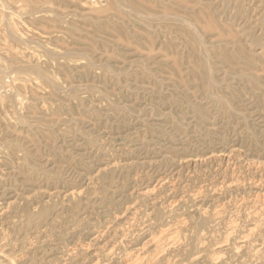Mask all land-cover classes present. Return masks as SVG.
<instances>
[{
    "label": "rangeland",
    "instance_id": "374dc122",
    "mask_svg": "<svg viewBox=\"0 0 264 264\" xmlns=\"http://www.w3.org/2000/svg\"><path fill=\"white\" fill-rule=\"evenodd\" d=\"M114 1L0 0V264H264V0Z\"/></svg>",
    "mask_w": 264,
    "mask_h": 264
},
{
    "label": "bare ground",
    "instance_id": "6f19581e",
    "mask_svg": "<svg viewBox=\"0 0 264 264\" xmlns=\"http://www.w3.org/2000/svg\"><path fill=\"white\" fill-rule=\"evenodd\" d=\"M192 1H193V0H192ZM199 1H200V0H199ZM208 1H209V0H208ZM214 1H217V0H214ZM214 1H213V3H214ZM94 2H95V1H94ZM210 2H211V1H210ZM97 3H98V2H96V4H97ZM165 3H166V2H165ZM165 3H164V4H165ZM217 3H218V2H217ZM164 4H163V5H164ZM169 4H170V3H169ZM214 4H215V3H214ZM93 5H94V4H93ZM114 5H115V7H116V6H119V7L122 8V9H124V8L127 6V5H125L124 3H121L120 0H115V1L111 4V6H114ZM165 5H166V4H165ZM165 5H164V6H165ZM170 5H171V4H170ZM205 5H206V4H205ZM212 5H213V4H212ZM216 5H217V4H216ZM167 6H168V4H167ZM208 6H211V4L209 3ZM214 6H215V5H214ZM169 7H170V6H169ZM171 7H172V6H171ZM189 8H191V7H189ZM212 8H213V7H212ZM126 9H127V10H126ZM126 9H125V10L128 11V8H127V7H126ZM166 9H167V8H166ZM182 9H184V8H182ZM187 9H188V8H187ZM221 9H222V8H221ZM225 9H226V8H225ZM184 10H186V8H185ZM184 10H183V12H184ZM131 11H132V10H131ZM131 11H129V12L132 14L133 12H131ZM165 11H166V10H165ZM190 11H193V10H190ZM206 11H207V9H206ZM225 11H226V10H225ZM185 12H187V11H185ZM195 12H196V10H195ZM195 12H193V13L195 14ZM187 13H189V12H187ZM190 13H191V12H190ZM228 13H229V12H228ZM184 14H185V13H184ZM184 14H183V15H184ZM205 14H207V12H205ZM165 15H166V17H167V14H165ZM176 15L178 16V14H176ZM189 15H190V14H189ZM195 15H196V14H195ZM197 15H199V14H197ZM200 15H201V14H200ZM179 16H180V15H179ZM191 16H192V15H191ZM207 16H208V15H207ZM212 16L215 17L216 15L213 14ZM164 17H165V16H164ZM182 17H184V16H181L179 19H181ZM186 17H189V16L187 15V16H185V18H186ZM193 17H194V15H193ZM193 17H192V18H193ZM198 17H199V16H198ZM157 18L160 19L159 17H157ZM157 18H155V19L157 20ZM169 18L171 19V21L173 20V19H172V15L169 16ZM192 18H189V19L192 20ZM194 18H196V16H195ZM225 18H226V17H225ZM228 18H230V17H228ZM228 18H227V20H228ZM175 19H178V18H175ZM186 19H187V18H186ZM160 20H162V18H161ZM163 20H164V19H163ZM163 20H162V22H163ZM181 20L184 21V18H182ZM187 20H188V19H187ZM168 21H169V19H168ZM175 21H177V20H175ZM183 21H182V22L180 21L179 24L182 23L183 25H185L186 23H183ZM193 21H194V20H193ZM156 22H157V21H156ZM159 22H160V21H159ZM169 22H170V21H169ZM177 22H178V21H177ZM185 22H186V21H185ZM187 22H188V21H187ZM189 22H190V20H189ZM194 22H195V21H194ZM194 22L191 21V25H193L192 23H194ZM189 24H190V23H189ZM186 25H187V24H186ZM244 25H245V24H244ZM161 26H162V25H161ZM179 26H180V25H179ZM182 27H183V26H182ZM195 27H196V26H195ZM238 27H239V26H238ZM242 29H244V28H242ZM194 30H195V29H194V25H193V27L188 26V31H189V33H190V35H191V37H192V40L197 44L198 49H199L198 52H200L199 64H200V67H201V69H202V74H203V77H204V79H205L206 86H207V84L211 86L212 83H216V82H212V79H213V78L211 77L212 72L210 71L209 65H208V63H207V60H208V59L205 60V57H207V56L205 55V48H204L205 45L203 46V43H201V42H202V38L200 39V37L197 35L198 32H196L197 34H195V31L198 30V29H196L195 31H194ZM240 31H241V30H240ZM243 31H244V33H245V30H242V32H243ZM246 31H247V30H246ZM244 33H243V34H244ZM199 35H200V34H199ZM245 35H246V34H245ZM248 35H249V34H248ZM248 35H247V36H248ZM243 37H244V36H243ZM248 37H249V36H248ZM248 37H246V39H247ZM244 38H245V37H244ZM234 40H235V39H234ZM253 40H256V39H253ZM257 40H258V43H259V39H257ZM257 40H256V41H257ZM222 41H223V40H222ZM229 41H230V40H229ZM245 41H246V40H245ZM247 41H248V40H247ZM256 41H254V42H256ZM219 42H220V41H219ZM232 42H234V41L232 40ZM237 42H238V41H237ZM251 43H253V41H252ZM251 43H250V44H251ZM219 44H220V43H219ZM235 44H236V43H235ZM254 44H255V43H254ZM220 45H221V44H220ZM218 46H219V45H218ZM206 47H207V46H206ZM237 47H238V46H237ZM235 48H236V47H235ZM263 48H264V47H263ZM207 49H208V48H207ZM241 49H242V48H241ZM241 49H240V50H241ZM209 50H210V49H209ZM233 50H234V49H233ZM238 50H239V49H238ZM234 51H236V50H234ZM242 51H243V50H242ZM262 51H263V50H262ZM239 52H240V51H239ZM231 53H232V51H231ZM233 53H234V52H233ZM237 53H238V52H237ZM237 53H236V54H237ZM240 53H241V52H240ZM240 53L237 54V55H240ZM212 54H213V53H212ZM227 54H228V53H227ZM229 54H230V52H229ZM229 54H228L227 56H225V59H224V57H223V61H224V60H227V61H228V60H231V63H232L233 60L236 61L237 59H239V57L236 58V57L231 56V54H230V55H229ZM241 54L243 55V52H242ZM244 54H245V53H244ZM213 55H214V54H213ZM224 55H225V54H224ZM232 55H234V54H232ZM237 55H235V56H237ZM245 56H246V54L243 56V59L245 58ZM212 57H213V56H212ZM240 57H242V56H240ZM221 58H222V55H221ZM221 58H220V61H222ZM248 58H249V57H248ZM252 58H253V57H252ZM261 58H262V57H261ZM209 59H210V58H209ZM245 59H246V58H245ZM250 59H251V58H250ZM263 59H264V58H263ZM210 60H211V59H210ZM240 60H242V59H240ZM240 60H239V62H240ZM261 60H262V59H261ZM253 61H255V59H254ZM256 61H257V59H256ZM258 61H260V59H259ZM258 61H257L256 63H259ZM263 61H264V60H263ZM245 62H246V61L244 60V63H245ZM247 62H248V61H247ZM247 62H246V64H247ZM235 63L237 64V61H236ZM242 63H243V62H242ZM248 63L250 64V63H252V62H248ZM256 63H254V65H256V67H258V65H257ZM260 63H261V61H260ZM236 64H235V65H236ZM239 64H240V63H239ZM261 64H262V63H261ZM263 64H264V62H263ZM224 65H226V64H224ZM227 65H228V64H227ZM222 66H223V64H222ZM229 66H230V65H229ZM231 66H232V68H231V67H230V68H231L232 71H234L233 69H234L235 67H236V69L238 68L237 66H235L234 68H233V65H231ZM245 66H246V65H245ZM245 66H244V67L241 66V68H240L239 70L241 71L242 68L245 69ZM251 66H253V65L251 64ZM261 66H262V65H261ZM247 67L249 68L250 65H249V66L247 65ZM253 67L255 68V66H253ZM17 68L19 69L20 67H17ZM17 68H16V69H17ZM248 68H246V70H247ZM249 69H250V68H249ZM252 69H253V68H252ZM252 69H250V70H252ZM31 70H33V72L36 73V74H38V75H39V74H42V72L40 71V69L37 68V67H35V66H34V68H32ZM255 70H257V69L255 68ZM255 70H253V71L255 72ZM241 72H242V71H241ZM241 72H240V73H241ZM247 72L249 73L250 71L248 70ZM256 72H257V71H256ZM242 73H243V72H242ZM191 74H192V73H191ZM235 74H237V73H235ZM238 74H239V73H238ZM238 74H237V75H238ZM249 74H250V73H249ZM252 74H253V75H252L253 77H254L255 75H257V74H255V73H252ZM229 75H230V74H229ZM237 75H236V76H237ZM246 75H247V73H246ZM227 76H228V75H227ZM231 76H232V78H234V77H233L234 75L231 74ZM231 76H230V78H231ZM236 76H235V77H236ZM243 76H245V75H243ZM238 77H239V79H241V78H240V74H239ZM211 78H212V79H211ZM232 78H231V79H232ZM246 78H247V77H246ZM259 78H260V77L258 76L257 79H259ZM239 79H236V80L240 81ZM253 79H256V77L253 78ZM218 80H219V79H218ZM219 81H221V79H220ZM219 81H217V82H219ZM223 81H224V80H223ZM223 81H222V83H223ZM243 81H244V80H243ZM248 81H249V80H248ZM255 81H256V80H255ZM257 81H258V80H257ZM261 81H262V80H261ZM226 82H227V81H226ZM232 82L234 83V81H232ZM240 82H241V81H240ZM240 82H239L238 85H240ZM245 82H247V81H245ZM245 82H244V84H247V83H245ZM250 82L253 83V81H252L251 79H250ZM237 83H238V82H237ZM241 83H242V82H241ZM256 83H258V82H256ZM261 83H262V82H261ZM261 83H260V84H261ZM263 83H264V82H263ZM219 84H220V83H219ZM219 84H218V86H219ZM224 84H225V83H224ZM228 84H229V83H228ZM248 84H249V83H248ZM248 84H247V85H248ZM258 84H259V83H258ZM258 84H257V85H258ZM236 85H237V84H236ZM242 85H243V84H242ZM203 86H204V84H203ZM216 86H217V84H216ZM229 86H230V85H229ZM245 86H246V85H245ZM251 86L253 87V85H251ZM211 87H212V86H211ZM247 87H248V86H247ZM258 87H260V85H259ZM208 88H209V87H208ZM208 88H207V90H208ZM221 88H222V86H221ZM235 88H236V87H235ZM249 88H250V84H249ZM263 88H264V86H263ZM263 88H262V89H263ZM205 89H206V88H205ZM218 89H219V87H218ZM222 89H223V88H222ZM237 89H238V88H237ZM244 89H245V87H244ZM256 89H258L257 86H256ZM262 89H261V90H262ZM210 90H212V89H210ZM213 91H214V89H213ZM224 91H226V90H224ZM229 91H230V90H229ZM259 91H260V90H259ZM205 92H206V91H205ZM208 92H209V90H208ZM214 92H215V91H214ZM221 92H222V91H221ZM217 93H218V91H217ZM206 94H207V92H206ZM208 94H210V93H208ZM208 94H207V95H208ZM218 94H219V93H218ZM220 95H221V94H220ZM220 95H218V96H220ZM228 95H229V94H228ZM204 96H205V95H204ZM70 97H71V96H70ZM70 97H69V98H70ZM72 97H73V96H72ZM224 97H225V96H224ZM220 98H221V97H220ZM71 99H72V98H71ZM213 99H214V97H213ZM213 99H212V100H213ZM217 99H219V98H217ZM217 99H216V100H217ZM221 99H223V96H222ZM225 99H226V98H225ZM229 99H230V98H229ZM208 100H210V98H209ZM217 101H218V100H217ZM221 101H223V100H221ZM225 101H226V100H225ZM228 102H229V101H228ZM223 103H224V102H223ZM226 103H227V102H226ZM207 104H208V103H207ZM215 104H216V103H215ZM217 104H218V103H217ZM221 104H222V103H221ZM229 104H230V103H229ZM222 105H223V104H222ZM224 105H225V104H224ZM219 106H221V105H219ZM226 107L230 108V106H228V104H227ZM192 108H193V107H192ZM203 108H205V107H203ZM221 109H222V108H221ZM170 110H171V109H170ZM204 110H205V109H204ZM207 110H208V109H207ZM229 110H230V109H229ZM191 112H192V111H191ZM205 112H207V111L205 110ZM184 113H185V112H184ZM208 113H209V112H207V114H208ZM185 114H186V113H185ZM204 116H205V115H204ZM210 118H211V115H210ZM24 119L27 121V118H24ZM192 119H193V117H192ZM205 119H207V118H205ZM211 119H212V118H211ZM189 121H191V120L189 119ZM30 123H31V122H30ZM26 125H27V124H26ZM31 125H32V124H31ZM28 126H29V124H28ZM32 127H33V126H32ZM38 127H39V126H38ZM40 127H41V126H40ZM30 129H31V128H30ZM209 129H211V128H209ZM171 130H172V129H171ZM171 130H170V131H171ZM33 131H34V130H33ZM177 136H178V135H177ZM28 138H29V137H28ZM29 140H30V139H29ZM33 142H34V141H33ZM69 142H71V141H69ZM34 143H35V142H34ZM28 145H29V144H28ZM30 145H32V144H30ZM30 145H29V146H30ZM35 145H36V144H35ZM37 145H38V143H37ZM38 146H39V145H38ZM31 147H32V146H31ZM33 147H34V146H33ZM42 147H43V146H42ZM56 147H57V146H56ZM234 147H235V146H234ZM34 148H35V147H34ZM34 148H33V149H34ZM31 149H32V148H31ZM33 149H32L31 151H33ZM37 149H38V148H37ZM231 149H233V147H231ZM27 150H28V149H27ZM238 150H239V149H237V151H238ZM37 151H38V150H37ZM41 151H42V150H41ZM233 151H234V149H233ZM233 151H232V152H233ZM237 151H235V152H237ZM42 152H43V151H42ZM30 153H31V152H30ZM220 153H221V152H220ZM39 154H40V153H39ZM33 155H35V153H33ZM232 156H233V154H232ZM35 157H36V156H35ZM35 157H34V158H35ZM28 158H29V157H28ZM39 158H40V156H39ZM39 158H38V159H39ZM226 158H227V157H226ZM229 158H230V157H229ZM29 168H30V167H29ZM34 171H35V170H34ZM38 173H39V172H38ZM40 177H41V176H40ZM40 177H39V178H40ZM37 178H38V177H37ZM39 178H38V179H39ZM42 181H43V180H42ZM259 182H261V181H259ZM34 183H35V182H34ZM258 184H259V183H258ZM258 184H257V185H258ZM228 186H229V185H228ZM254 188H255V187H254ZM258 188H259V187H258ZM149 192L151 193V190H149ZM149 192H147V193H149ZM145 193H146V192H145ZM147 193H146V194H147ZM259 194H260V193H259ZM259 194H258L257 196L260 197V195H262V194H260V195H259ZM147 195H149V194H147ZM143 196H145V195H143ZM263 196H264V195H263ZM261 198H262V196H261ZM257 200H258V198H257ZM260 200H261V199H260ZM262 201H263V200H262ZM262 203H264V201H263ZM257 205H258V204H257ZM261 207H262V206H261ZM258 208H259V206H258ZM259 210H260V209H259ZM262 214H263V213H262ZM263 216H264V215H263ZM204 218H205V217H204ZM263 218H264V217H263ZM198 219H199V218H198ZM203 220H204V219H203ZM207 220H208V219H207ZM196 224H197V222H195V226H196ZM256 224H257V223H256ZM193 225H194V224H193ZM206 225H207V224H206ZM254 226H255V225H254ZM254 228H255V227H254ZM159 229H160V228H159ZM230 229H231V228H230ZM250 229H252V228H250ZM252 230H253V229H252ZM254 230H255V229H254ZM254 230H253V231H254ZM142 232H143V231H142ZM156 232H157V231H156ZM194 232H195V231H194ZM226 232H227V231H226ZM230 232H231V231H229V233H230ZM247 232H248V234H249V231H247ZM250 232H252V231L250 230ZM163 233H164V231H162V230L159 231L160 236H161V234H163ZM229 233H228L227 235H229ZM231 234H232V233H231ZM250 234H251V233H250ZM137 235H138V234H137ZM154 235H155V234H154ZM163 235H164V234H163ZM194 235H195V234H194ZM164 236H165V235H164ZM172 236H173V235H172ZM247 236H248V235H247ZM157 237H158V235H157ZM165 237H166V236H165ZM245 237H246V236H245ZM154 238H155V237H154ZM154 238H153V236H152V238L148 239L147 242H146L147 245H148V243H149V244H152V245H155V246H154V249L150 252L151 254L149 255L151 258H154L155 254H158V253L160 252V251H159L160 247H159L158 243L154 240ZM173 238H174V237H173ZM241 238H243V237H241ZM155 239H156V238H155ZM158 239H160V237H159ZM169 239H170V240H169ZM169 239H167V240H169L170 242L173 241L171 238H169ZM171 240H172V241H171ZM200 240H201V239H200ZM226 240H227V238H226ZM240 240H242V239H240ZM169 241H168V243H169ZM242 241H243V240H242ZM242 241H240V242L242 243ZM244 241H246V239H245ZM162 242H163V240H162ZM164 242H165V241H164ZM175 242H176V241H175ZM201 242H202V241H201ZM224 242H225V241H224ZM146 243H145V244H146ZM160 243H161V242H160ZM160 243H159V244H160ZM166 243H167V242H166ZM166 243H164L165 245H164V244H163V245H164V246H167ZM217 243H218V242H217ZM225 243H226V242H225ZM245 243H246V242H245ZM156 244H157V245H156ZM171 244H172V243H171ZM175 244H176V243H175ZM194 244H196V243H194ZM239 244H240V243H239ZM163 245H162V246H163ZM173 245H174V244H173ZM176 245H177V244H176ZM217 245H221V246H222V245H224V244L222 243V244H217ZM226 245H227V243H226ZM226 245H225V246H226ZM141 246H142V247H140V248H138V249L136 250L137 253L141 252V251L144 249V246H145V245H141ZM162 246H161V247H162ZM168 246H169V244H168ZM199 246H200V245H199ZM242 246H244V245H242ZM242 246H241V247H242ZM89 247H90V246H89ZM146 247H147V246H146ZM169 247H170V246H169ZM239 247H240V246H239ZM239 247H238V249H239ZM241 247H240V248H241ZM167 248H168V247H167ZM185 248H187V247H185ZM217 248H218V246H217ZM219 248H220V247H219ZM236 248H237V247H236ZM242 248H243V247H242ZM195 249H196V248L194 247V250H195ZM220 249H221V248H220ZM86 250H87V249H86ZM134 250H135V249H134ZM165 250H166V249H165ZM168 250H169V248H168ZM143 251H144V250H143ZM143 251H142V252H143ZM163 251H164V249H163ZM170 251H172V250H170ZM175 251H176V250H175ZM184 251H187V250H184ZM84 252H85V250H84ZM142 252H141V253H142ZM165 252H166V251H165ZM165 252H164V254H165ZM181 252H182V251H181ZM128 253H129V252H128ZM130 253H131V252H130ZM132 253H133V252H132ZM135 253H136V252H135ZM135 253H134V254H135ZM166 253H167V252H166ZM194 253H195V252H194ZM194 253H193V254H194ZM159 254H160V253H159ZM164 254H162V255H164ZM175 254H176V253H175ZM178 254H179V253H178ZM182 254H183V253H182ZM182 254H181V255H182ZM126 255H127V254H126ZM129 255H130V254H129ZM131 255H132V254H131ZM168 255H169V258H167V257L164 258V259H165V260H164V264H171L172 261L175 260L174 258H176V256H175V257L172 256V255H174V254L171 255V254L168 253ZM168 255H167V256H168ZM145 256H146V255H145ZM179 256H180V255H179ZM193 256H195V255H193ZM122 257H123V256H122ZM139 257H140V256H139ZM139 257H137V258H139ZM177 257H178V256H177ZM195 257H196V256H195ZM197 257H199V256L197 255ZM131 258H132V257H131ZM198 259L200 260V258H198ZM258 259H259V258H258ZM126 260H127V258H126ZM129 260H130V259H129ZM143 260H144V258H143ZM154 260H155V259H154ZM201 260H202V259H201ZM152 261H153V260H152ZM157 261H158V260H157ZM132 262H133V261H132ZM135 262L137 263V259H136V261H134L133 263H135ZM141 262H142V261H141ZM195 262H196V261H195ZM128 263H130V262H127L126 264H128ZM133 263H131V264H133ZM149 263H150V262H149ZM173 263L176 264L175 261H174ZM179 264H181V263H179Z\"/></svg>",
    "mask_w": 264,
    "mask_h": 264
},
{
    "label": "built area",
    "instance_id": "2783aa9c",
    "mask_svg": "<svg viewBox=\"0 0 264 264\" xmlns=\"http://www.w3.org/2000/svg\"><path fill=\"white\" fill-rule=\"evenodd\" d=\"M95 2L94 3H96V2H99L100 0H94Z\"/></svg>",
    "mask_w": 264,
    "mask_h": 264
}]
</instances>
